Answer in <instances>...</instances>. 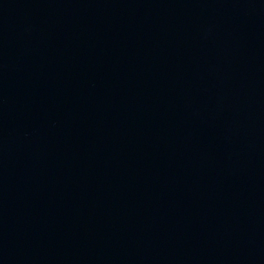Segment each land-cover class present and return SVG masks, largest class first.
I'll use <instances>...</instances> for the list:
<instances>
[{
  "label": "water",
  "instance_id": "95a60500",
  "mask_svg": "<svg viewBox=\"0 0 264 264\" xmlns=\"http://www.w3.org/2000/svg\"><path fill=\"white\" fill-rule=\"evenodd\" d=\"M0 264H264V0H0Z\"/></svg>",
  "mask_w": 264,
  "mask_h": 264
}]
</instances>
